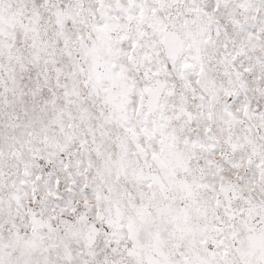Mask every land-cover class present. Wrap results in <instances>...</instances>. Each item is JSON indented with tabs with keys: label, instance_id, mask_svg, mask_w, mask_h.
I'll use <instances>...</instances> for the list:
<instances>
[{
	"label": "snow or ice",
	"instance_id": "obj_1",
	"mask_svg": "<svg viewBox=\"0 0 264 264\" xmlns=\"http://www.w3.org/2000/svg\"><path fill=\"white\" fill-rule=\"evenodd\" d=\"M0 264H264V0H0Z\"/></svg>",
	"mask_w": 264,
	"mask_h": 264
}]
</instances>
